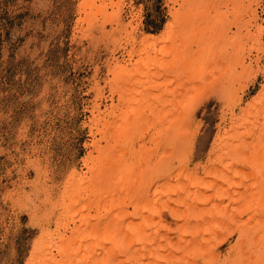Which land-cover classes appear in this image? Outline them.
<instances>
[{"label":"bare ground","instance_id":"bare-ground-1","mask_svg":"<svg viewBox=\"0 0 264 264\" xmlns=\"http://www.w3.org/2000/svg\"><path fill=\"white\" fill-rule=\"evenodd\" d=\"M169 1L180 8H172V20L159 36L139 30L143 61L133 63L130 51L125 60L109 59L108 74L114 77L106 84L119 104L102 109L104 88L95 81L92 151L80 174L70 170L61 192L48 194L55 197L46 199L49 209L35 206L41 240L29 264H264V89L242 107L234 68L247 73L256 67L252 73L264 75L258 56H264L262 31L253 8L259 0ZM81 10L85 19L79 23L86 21L89 29L104 33L114 19L127 41L138 43V18L133 14L125 22L120 3L83 0ZM192 46L199 47L197 55L188 54ZM118 48L126 50L121 43ZM227 62H234L230 75ZM245 87L241 84V92ZM185 93H191L190 106L183 105ZM208 93L228 101L223 122L229 127L216 135L209 165H193L189 125L195 104ZM122 104L127 109L116 116ZM37 183L36 190L30 188L35 194ZM233 235H238L234 245ZM224 246L232 248L225 258Z\"/></svg>","mask_w":264,"mask_h":264},{"label":"rangeland","instance_id":"rangeland-1","mask_svg":"<svg viewBox=\"0 0 264 264\" xmlns=\"http://www.w3.org/2000/svg\"><path fill=\"white\" fill-rule=\"evenodd\" d=\"M82 2L0 0V264H29L41 240L39 227L32 216L34 208L39 206L44 211L45 207L50 206H45L48 194L56 196L61 192L70 170L74 169L78 173L83 171V160L92 151L89 147L92 142L89 131L91 127L95 128L94 122L91 123V111L96 99L93 90L95 83H101L100 86L104 88L106 100L100 102L102 109L111 106L113 102L119 104V96L113 95L110 92L112 86L106 84V81H112L114 77L108 74V63L112 56L125 60L128 53L134 52L133 63L143 61L146 55L144 52L138 53L142 49L139 46L142 36L140 31L159 36L172 20V8H180L178 5L174 7L169 0H113V4L120 3L125 22L132 20L133 14L138 18V22H135L140 26L135 36L139 40L136 46H132L133 43L126 39L127 32L117 27L114 19H109L104 33L100 28L94 31L89 29L86 21L80 24V19H85L81 10ZM253 6L257 10L258 24L262 31L261 44L264 46V0H259L257 7L254 2ZM117 40L126 48V52L118 48L120 43ZM195 47L188 49V54L193 51L197 55L199 47ZM221 47L228 49L224 43ZM255 53L251 55L253 60L257 58ZM258 56L262 58L259 64L262 71L264 56ZM232 64L234 62H227L228 69L223 67L226 75H230L229 67ZM238 66H234L240 75V84L236 82L239 84L236 89L243 98L242 107H245L261 95L264 75L252 73L257 71L256 67H253L252 72L244 73L241 66ZM172 79H175V75ZM241 84L246 86L244 92L239 89ZM190 94L183 95L182 99L186 100L183 105L190 106L189 103L187 105ZM208 97L203 100L206 98L203 95L198 99L201 105L198 107V103L195 104L197 109L192 118L193 123L189 125L195 142L192 144L193 165L206 164L218 132H221V128L229 127L223 122V114L227 111L225 102L228 101L218 99L220 95L217 99L210 94ZM126 109L124 104L120 105L116 116L123 115ZM188 143L190 146L191 143ZM198 172L203 173L202 168ZM36 181H40V184ZM36 183L39 189L37 194V191H33L36 190ZM50 184L52 187L57 186L51 189L53 192ZM45 191L49 192L46 194ZM239 191L235 193L240 194ZM52 228L55 229V226ZM237 238L238 235H233L232 245ZM231 249L222 247L224 258Z\"/></svg>","mask_w":264,"mask_h":264}]
</instances>
